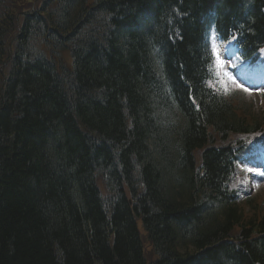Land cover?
<instances>
[{"label": "trees", "instance_id": "trees-1", "mask_svg": "<svg viewBox=\"0 0 264 264\" xmlns=\"http://www.w3.org/2000/svg\"><path fill=\"white\" fill-rule=\"evenodd\" d=\"M212 36L257 72L264 0H0V264H264Z\"/></svg>", "mask_w": 264, "mask_h": 264}, {"label": "rangeland", "instance_id": "rangeland-1", "mask_svg": "<svg viewBox=\"0 0 264 264\" xmlns=\"http://www.w3.org/2000/svg\"><path fill=\"white\" fill-rule=\"evenodd\" d=\"M213 47L217 56V66L219 70L225 74V76H222L223 80L221 85L226 87L229 92H234L236 94L235 99L238 103H240V106L244 109V111H249L253 115L264 114V85H262L264 83V79L254 80L244 76L240 77L239 71L236 70L233 62H230V58L226 59V53L230 55L229 50H224V47H222L216 40H213ZM244 84L249 85L246 86ZM244 89H247V91ZM245 178L247 181L254 179V187L251 192L244 189L243 185ZM263 178L264 177H262L261 173H257L255 167L253 166L251 168V172L247 173V175H242L239 178H236L232 185V189L239 190L241 195H253L252 197H255L258 203L264 204ZM245 197L246 196H243V198Z\"/></svg>", "mask_w": 264, "mask_h": 264}, {"label": "snow or ice", "instance_id": "snow-or-ice-1", "mask_svg": "<svg viewBox=\"0 0 264 264\" xmlns=\"http://www.w3.org/2000/svg\"><path fill=\"white\" fill-rule=\"evenodd\" d=\"M245 91H247V89H244Z\"/></svg>", "mask_w": 264, "mask_h": 264}]
</instances>
